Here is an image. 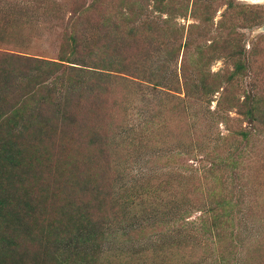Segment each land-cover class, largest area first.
Here are the masks:
<instances>
[{"label":"rangeland","instance_id":"rangeland-1","mask_svg":"<svg viewBox=\"0 0 264 264\" xmlns=\"http://www.w3.org/2000/svg\"><path fill=\"white\" fill-rule=\"evenodd\" d=\"M0 264H264V1L0 0Z\"/></svg>","mask_w":264,"mask_h":264},{"label":"bare ground","instance_id":"bare-ground-1","mask_svg":"<svg viewBox=\"0 0 264 264\" xmlns=\"http://www.w3.org/2000/svg\"><path fill=\"white\" fill-rule=\"evenodd\" d=\"M248 1H251V2H254V3H262L264 0H248Z\"/></svg>","mask_w":264,"mask_h":264}]
</instances>
